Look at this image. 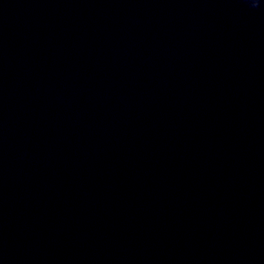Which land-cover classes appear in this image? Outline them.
I'll use <instances>...</instances> for the list:
<instances>
[{
    "label": "water",
    "instance_id": "95a60500",
    "mask_svg": "<svg viewBox=\"0 0 264 264\" xmlns=\"http://www.w3.org/2000/svg\"><path fill=\"white\" fill-rule=\"evenodd\" d=\"M0 264H264V0H0Z\"/></svg>",
    "mask_w": 264,
    "mask_h": 264
},
{
    "label": "clouds",
    "instance_id": "9594fccd",
    "mask_svg": "<svg viewBox=\"0 0 264 264\" xmlns=\"http://www.w3.org/2000/svg\"><path fill=\"white\" fill-rule=\"evenodd\" d=\"M251 7L255 8L259 3V0H248Z\"/></svg>",
    "mask_w": 264,
    "mask_h": 264
}]
</instances>
